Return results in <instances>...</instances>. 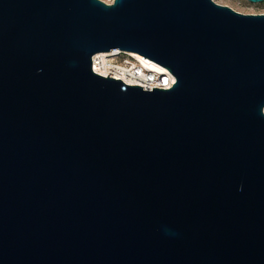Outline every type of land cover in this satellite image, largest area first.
<instances>
[{"label":"water","instance_id":"95a60500","mask_svg":"<svg viewBox=\"0 0 264 264\" xmlns=\"http://www.w3.org/2000/svg\"><path fill=\"white\" fill-rule=\"evenodd\" d=\"M110 52L173 85L95 75ZM0 264H264V14L0 0Z\"/></svg>","mask_w":264,"mask_h":264},{"label":"built area","instance_id":"2783aa9c","mask_svg":"<svg viewBox=\"0 0 264 264\" xmlns=\"http://www.w3.org/2000/svg\"><path fill=\"white\" fill-rule=\"evenodd\" d=\"M113 0H106L104 1L105 4H111ZM118 59V60H115ZM91 71L100 77L103 78H111L113 80H119L122 83V79L120 80L119 77L121 73L124 72L127 76H135L139 78L140 70L132 68L130 63L138 64L135 57H132L131 54L128 53H120V52H110V53H101L95 54L91 57ZM106 71V72H104ZM143 71V70H142ZM143 73H148L147 71H143ZM119 74V76H115ZM171 77L169 74H167ZM174 81L171 83L167 80L164 76H154L153 78H149L148 84L146 87H140L143 91L151 92L152 89H161L167 90L170 89L173 85ZM126 84V83H124ZM128 85V84H126ZM128 86H136V85H128ZM139 87V86H136Z\"/></svg>","mask_w":264,"mask_h":264},{"label":"bare ground","instance_id":"6f19581e","mask_svg":"<svg viewBox=\"0 0 264 264\" xmlns=\"http://www.w3.org/2000/svg\"><path fill=\"white\" fill-rule=\"evenodd\" d=\"M112 1V0H111ZM132 57H135L136 61L138 64H134V63H130V66L132 68H135L137 70H140L141 72L139 73V78L135 77V76H127L126 73L122 72L121 73V76L119 77V79L128 84V85H136V86H139V87H146L147 84H148V81H149V78H153L154 79V76L157 75V76H164L167 78V80L169 82H173L174 79L172 77H169L167 74L168 72L160 67L159 65L147 60V59H144L136 54H131ZM147 71L148 73H143V71ZM106 72V71H104ZM115 76H119V74H116Z\"/></svg>","mask_w":264,"mask_h":264},{"label":"rangeland","instance_id":"374dc122","mask_svg":"<svg viewBox=\"0 0 264 264\" xmlns=\"http://www.w3.org/2000/svg\"><path fill=\"white\" fill-rule=\"evenodd\" d=\"M100 1L104 2L106 0H100ZM212 1L217 5L226 6L231 10L243 15L264 14V3L250 4L244 0H212Z\"/></svg>","mask_w":264,"mask_h":264}]
</instances>
